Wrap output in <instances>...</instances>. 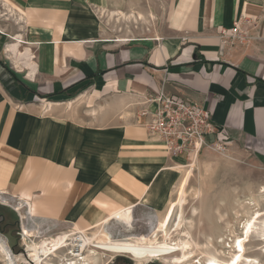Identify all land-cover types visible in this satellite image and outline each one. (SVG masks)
I'll return each mask as SVG.
<instances>
[{
  "label": "crops",
  "instance_id": "1",
  "mask_svg": "<svg viewBox=\"0 0 264 264\" xmlns=\"http://www.w3.org/2000/svg\"><path fill=\"white\" fill-rule=\"evenodd\" d=\"M0 2L17 27L0 25V192L29 211L92 227L152 205L169 158L140 110L161 88L210 112L221 130L210 140L243 141L264 162V0H171L160 34L131 40L98 15L118 9L104 0ZM238 17L252 19V38L222 44ZM2 34L30 49L31 74Z\"/></svg>",
  "mask_w": 264,
  "mask_h": 264
},
{
  "label": "rangeland",
  "instance_id": "2",
  "mask_svg": "<svg viewBox=\"0 0 264 264\" xmlns=\"http://www.w3.org/2000/svg\"><path fill=\"white\" fill-rule=\"evenodd\" d=\"M112 1L104 0L103 4L107 7V10L118 8L125 13H141L144 17L143 20L134 22L123 19L117 20V17H109L106 9L105 12L98 13L111 30L121 34L118 35V39L131 40L134 38L124 37L123 34H133L136 38L160 34L168 3L171 0H118L115 3L117 6ZM0 6L3 8L1 2ZM12 23L13 21H4L0 17V25L9 33L12 32V29L15 30L17 28L13 27ZM8 40L9 38L7 37L4 39L6 42ZM74 94L75 92H71L69 95L73 96ZM207 142V145L201 147L198 153L190 156L183 152L179 155L171 156L166 151L169 158L167 166L170 168H167L153 185L151 190L153 204L147 207H133L134 214L132 215L136 224L134 228L136 233L147 232L150 215L156 212H163L168 202L173 201L177 197L179 182L183 177L184 170L187 169L186 165L191 161H194L195 165L185 187L181 214L186 219H193L192 234L197 240L203 242L204 236L207 234L215 232L217 236V234L225 232L227 222L237 226L234 212L239 214L238 218L248 217L251 211L247 210L248 207L243 204L244 201L253 199L252 201L256 204L255 208H264V201L258 198L259 194L264 195V162L256 157L254 152L243 141L233 142L224 138L210 140L207 137ZM176 162H180V167L172 168L171 166H174ZM7 192L10 195H17L13 191ZM4 196L8 201L5 204L0 200V239L5 243L12 257H14V264H20V254L25 253V243L29 242L28 237L23 235V226L34 231L37 237H33V240L38 242L43 237H51L59 232L69 231L72 229L73 224L78 225L77 222L79 221L72 222L56 216L38 215L35 211L33 213L32 207L31 211H29L28 204H22L23 202H21L25 212H28L26 217L23 218L24 215L22 216L14 208V205L18 204L20 200L7 194H4ZM17 196L22 198L19 195ZM32 202L34 203V201ZM192 208H196L198 212L193 217L191 215ZM216 221H219L220 229L213 230V225ZM80 224L78 225L80 228H88V226H80ZM108 227L113 238L126 236L125 232L112 223ZM94 229L96 228L90 230ZM107 257L104 258L107 259ZM260 258L264 260V255H260ZM195 259L197 260L198 257ZM124 261L122 256H117L107 264L114 262L121 264ZM159 263L162 264L161 262ZM0 264L3 263L0 262Z\"/></svg>",
  "mask_w": 264,
  "mask_h": 264
},
{
  "label": "bare ground",
  "instance_id": "3",
  "mask_svg": "<svg viewBox=\"0 0 264 264\" xmlns=\"http://www.w3.org/2000/svg\"><path fill=\"white\" fill-rule=\"evenodd\" d=\"M107 15L117 17V20L134 22L144 19L141 13H125L120 9L108 11ZM2 37L5 38L3 34ZM10 39L13 41L6 42L5 48L13 63L20 67V71L26 67L31 74L34 66L32 52L28 48L19 52V44L21 46L24 41L19 37ZM194 165V161L186 165L187 169L179 182L177 197L168 202L163 212L150 215L147 232L134 231L136 224L131 206L87 229L72 227L69 231L43 237L38 242L33 240V237H37L34 231L23 226V235L28 237L29 242L25 243V253L20 254V264H107L117 256L128 257L137 264L152 261L162 264H264V260L260 258V255H264V208H255L253 199L243 203L251 211L248 217L238 218L239 214L234 212L237 226L227 222L225 232L217 236L215 232L207 234L203 242L194 237L193 219H186L181 214L185 187ZM258 198L264 201V195L259 194ZM0 200L7 204L8 200L1 192ZM14 208L24 215L23 218L26 217L28 212L23 209L21 201ZM197 214L194 208L192 217ZM218 222L214 223L213 230L220 229ZM110 223L125 232L126 236L113 238L108 230ZM93 228L96 229L90 230ZM106 256L107 259L104 258ZM0 262L14 264V257L1 239Z\"/></svg>",
  "mask_w": 264,
  "mask_h": 264
},
{
  "label": "built area",
  "instance_id": "4",
  "mask_svg": "<svg viewBox=\"0 0 264 264\" xmlns=\"http://www.w3.org/2000/svg\"><path fill=\"white\" fill-rule=\"evenodd\" d=\"M252 22L246 17L235 18L231 27L220 30L219 41L224 45L246 44L253 36ZM142 105L140 114L144 116L142 125L147 136L161 142L171 156L182 152L194 155L207 145L208 135L221 132L208 110L162 88L157 94L147 93Z\"/></svg>",
  "mask_w": 264,
  "mask_h": 264
},
{
  "label": "flooded vegetation",
  "instance_id": "5",
  "mask_svg": "<svg viewBox=\"0 0 264 264\" xmlns=\"http://www.w3.org/2000/svg\"><path fill=\"white\" fill-rule=\"evenodd\" d=\"M134 262V261H133ZM129 262V261H124V262H121V264H137L136 262ZM111 264H118V263H116V262H114V263H111ZM144 264H158V263H156V262H147V263H144Z\"/></svg>",
  "mask_w": 264,
  "mask_h": 264
},
{
  "label": "water",
  "instance_id": "6",
  "mask_svg": "<svg viewBox=\"0 0 264 264\" xmlns=\"http://www.w3.org/2000/svg\"><path fill=\"white\" fill-rule=\"evenodd\" d=\"M122 257H123V259H124L125 261L133 262V261L130 260L128 257H125V256H122ZM152 262H156V263L160 264L158 261H152ZM133 263H134V262H133Z\"/></svg>",
  "mask_w": 264,
  "mask_h": 264
}]
</instances>
